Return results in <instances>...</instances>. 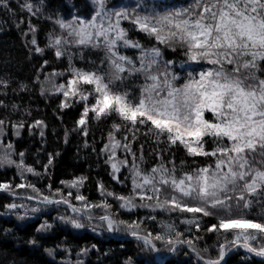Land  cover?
<instances>
[{
	"label": "snow or ice",
	"instance_id": "1",
	"mask_svg": "<svg viewBox=\"0 0 264 264\" xmlns=\"http://www.w3.org/2000/svg\"><path fill=\"white\" fill-rule=\"evenodd\" d=\"M90 4L93 11L89 17L75 14L70 19L58 14L45 17L59 29L58 33L48 34L46 47L54 50L57 59L68 57L71 75L66 83L56 85L53 78L65 73L54 70L45 74L41 82L39 76L49 63L44 60L35 82L41 83V95L46 91L62 94L61 110L82 104L72 131L84 137L89 135L91 120L118 117L119 122L111 123L107 142L100 151L106 156L105 163L110 165L112 179L117 183L121 182L117 175L121 169H129L131 192L118 194L98 183L102 197H112L128 212L147 208L153 212L192 214L191 218L180 219V224L187 227L181 231L175 223L161 221L160 230L153 233L142 227L143 219L116 220L107 212L111 208L107 199L94 204L80 194L86 177L61 181L66 188L76 189L75 200L81 207L71 202V191L65 195L56 189L52 195H45L25 175L41 173L25 164L23 152L19 153V161L14 160L11 143L0 154V167L14 166L21 183L14 187L0 183V191L16 196L15 189L27 188L36 194L27 195V200L36 199L45 206H67L76 215L59 219L75 229L85 226L77 217H86L91 222L90 210L103 208L106 214L98 219L106 224L107 231H125L134 237L142 245V251L154 254L150 260L156 256L165 259L182 247L194 254L199 264H225V257L241 248L254 257L264 258V0H191L187 6L159 10L145 8L140 3L133 7H112L109 0H90ZM0 6L13 11L8 0H0ZM20 9L32 16L43 15L42 4L34 6L25 2ZM124 21L131 28L123 27ZM23 23L22 19L17 28ZM131 31L144 34L150 46L130 38ZM36 33L37 28L29 19L27 31L22 35L31 36L28 42L34 52L43 55L45 49L38 45ZM161 46L173 52L182 51L185 62L199 70L189 71L184 83L178 85L180 77L172 70L173 61L163 59ZM72 49H91L103 56L96 68L86 71L72 65ZM121 49H135L137 54L128 56ZM133 78L143 80L138 97L122 87ZM44 83L52 84V88L46 89ZM9 86L8 80L0 78V87ZM20 90H27V85L21 84ZM3 106L0 101V107ZM12 109L15 111L17 105L13 104ZM207 114L212 119L206 118ZM7 126L19 136L25 121L0 119V136L5 134ZM140 126H147L144 134H150L157 143H167L169 149L183 147L197 166L183 170L182 160L178 169L174 159L164 162L162 153H157L161 162L146 170L142 166L143 145L139 157L132 148ZM27 127L30 132L40 128L43 136L46 125L36 120ZM121 132L124 135L118 138ZM67 135L66 130V138ZM209 140L211 149L207 148ZM118 150L125 154L123 159L117 156ZM197 157L212 158V162L199 166ZM53 159L49 154L45 173ZM5 207L9 211L24 208V215H18V219L28 214L25 204L11 203ZM30 211L36 213L40 208L32 207ZM204 218H213L216 223L205 226ZM193 227L195 233H213L223 242L200 248L199 241L204 237L192 233ZM51 228V224L44 223L36 231ZM29 243L35 245L37 241ZM213 250L215 256L211 255ZM45 252L53 255L52 249ZM124 264H131V258Z\"/></svg>",
	"mask_w": 264,
	"mask_h": 264
},
{
	"label": "trees",
	"instance_id": "2",
	"mask_svg": "<svg viewBox=\"0 0 264 264\" xmlns=\"http://www.w3.org/2000/svg\"><path fill=\"white\" fill-rule=\"evenodd\" d=\"M12 12H8L0 6V78L9 81V87H0V119L6 121L19 122L25 121V127L20 129V135L16 136L10 126L5 128V134L0 136V154L6 151V145L11 143V150L14 160L19 161V153L23 152V160L26 165L32 166L40 176L25 173L28 182L36 185L45 195H52L56 189H61L65 195L69 191L73 193L70 197L71 202L81 207L80 202L75 200L76 189L66 188L61 184L62 180H71L77 177H86L79 192L84 195L89 203H100L104 199L111 204L107 210L116 220H144L142 227L146 231L153 233L159 231L161 221L175 223L178 229L183 231L184 226L180 224V219L191 218L192 214L153 212L147 208H137L128 212L119 207V202L112 197H102L98 190V183H102L108 191L118 194L128 195L131 192V180L129 169L124 167L118 173L120 183L112 179V169L105 163L106 156L101 153V148L107 142V134L113 120L119 122L118 117L103 119L99 122L90 121V131L87 137L72 129L76 127V120L79 119L82 111V104H74L72 107L60 109L59 104L63 99L62 94H49L48 91L41 95V83L35 82L44 60L49 63L39 76L41 82L44 75L56 72H64V76H57L53 79L56 85L66 83L71 73L69 69L68 57L57 59L54 50L46 47L48 34L55 31L59 32L46 16H56L57 14L64 19H70L72 15L89 17L93 11L90 0H8ZM31 3L34 6L43 5V15L32 16L26 10L22 11L20 5ZM138 0H109L112 7H133ZM147 2L143 6L149 8ZM191 3V0H153L152 4L157 10L161 8L183 7ZM23 24L17 28L21 20ZM31 19L37 28L36 38L38 45L45 49L44 54H36L33 46L28 42L31 36L25 38L22 33L27 31V21ZM125 28H131L128 22H122ZM130 38L139 40L146 47L149 45L148 38L135 31L129 33ZM154 43V41L152 42ZM162 48L163 59L173 61V69L181 71V64H185L186 58L183 52ZM123 54L134 56L135 49H121ZM72 65L91 71L96 68L103 56V53L91 49H72ZM135 57V56H134ZM195 66V65H193ZM196 67V66H195ZM143 83L140 78H133L126 81L122 86L132 94L139 91V85ZM27 85V90L21 91L20 85ZM46 89H51L52 84L44 83ZM15 90V91H14ZM17 105L14 111L12 105ZM31 113V115H28ZM207 117L212 119L210 114ZM36 120H42L46 127L43 128L44 135H40V128L29 131L27 125ZM68 132L67 138L65 132ZM147 126H140V131L136 133L137 139L132 144L133 151L139 157L141 145H143V167L147 170L160 163L157 153H162L163 161H175L178 169L181 168V161H185L183 170H190L193 165L192 157L186 155L183 147L177 145L169 149L167 143H157L150 134L145 135ZM124 135L121 132L118 138ZM131 140V133L128 134ZM67 141V142H66ZM85 141L88 146L85 147ZM213 147L209 140L207 148ZM49 154L53 156V164L45 173L44 165L48 163ZM58 154V155H57ZM117 156L123 159L125 154L118 150ZM199 166L212 162V158H195ZM131 162V157H128ZM127 178V179H126ZM0 183L15 184L21 183L17 175V169L13 167H0ZM49 185L51 190L49 191ZM17 195L13 196L7 192L0 191V264H124L125 260L131 258V264H199L194 254L186 247L180 248L177 252L168 254L165 259L159 256L155 260H150L153 256L147 251H142V245L125 231L109 232L105 223L98 218L106 214L103 208L91 209L92 221L86 217H77L85 225L81 229H75L70 223H64L59 217H74L65 205H42L38 200H27V195L35 196L31 189H15ZM58 198V197H57ZM139 202V201H137ZM11 203L25 204L28 206V214L24 219H18V215L23 216L24 208L9 211L5 206ZM32 207L40 208V211L32 213ZM155 216V220L147 217ZM48 223L52 228L37 232L40 225ZM216 223L213 218H204V225ZM95 229V230H94ZM192 233L203 236L198 246L203 248L205 245L212 246L218 242L217 236L213 233ZM36 240L35 245L29 243ZM158 247L159 242H157ZM45 249H52L53 255L49 256ZM82 250H87L86 252ZM211 255L215 256V250ZM225 264H264V258L254 257L244 249H236L225 257Z\"/></svg>",
	"mask_w": 264,
	"mask_h": 264
},
{
	"label": "rangeland",
	"instance_id": "3",
	"mask_svg": "<svg viewBox=\"0 0 264 264\" xmlns=\"http://www.w3.org/2000/svg\"><path fill=\"white\" fill-rule=\"evenodd\" d=\"M152 1L153 0H138V2L140 3V4H144V2H147L146 4H148V7L149 8H154V5L152 4ZM122 53H123V51H121ZM134 56L137 54V52H136V50L134 51ZM128 56H130V55H128ZM134 56H132V57H134ZM180 67H181V71H179V72H176L174 69H173V67H172V70L177 74V76L178 77H180V79L178 80V82H177V84L179 85V84H183L184 83V78H186V76H187V73L189 72V71H192L194 68L198 71L199 69L198 68H196L195 66H193L192 64H189V63H185V64H181L180 65ZM134 96H137L138 97V95H139V91L137 92V94L136 93H134L133 94ZM211 115V114H210ZM206 118H208V117H206ZM208 119H210V118H208ZM165 222H169V221H165ZM184 227H187V226H185V225H183Z\"/></svg>",
	"mask_w": 264,
	"mask_h": 264
}]
</instances>
